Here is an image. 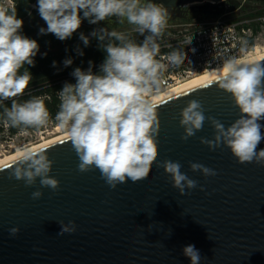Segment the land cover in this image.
<instances>
[{
    "label": "water",
    "instance_id": "obj_1",
    "mask_svg": "<svg viewBox=\"0 0 264 264\" xmlns=\"http://www.w3.org/2000/svg\"><path fill=\"white\" fill-rule=\"evenodd\" d=\"M218 1L152 0L167 9ZM207 82L158 107V156L141 181L113 189L98 169L80 172L67 138L40 148L54 162L55 191L41 188L39 178L30 187L10 178L16 160L0 166V264H191L187 245L199 252L198 264H264V164L239 163L223 143L215 150L202 144V137L214 138L207 119L202 130L181 139L180 113L189 100L200 101L204 115L225 128L241 115L230 93L215 83L202 88ZM258 123L264 135V118ZM164 160L179 161L197 187L185 184L182 194L157 166ZM189 162L216 175L193 172ZM37 189L43 195L32 199ZM69 221L76 231L61 235V222ZM12 228L19 231L12 235Z\"/></svg>",
    "mask_w": 264,
    "mask_h": 264
},
{
    "label": "clouds",
    "instance_id": "obj_2",
    "mask_svg": "<svg viewBox=\"0 0 264 264\" xmlns=\"http://www.w3.org/2000/svg\"><path fill=\"white\" fill-rule=\"evenodd\" d=\"M38 12L47 25L39 30L40 34L51 33L61 41L70 38L81 27L83 19L96 24L116 17L120 22L126 20L133 26L132 31L140 35L149 33L142 43H137L125 32L94 30L91 35L101 42L100 46L106 52L100 72L94 74L91 67L87 71L75 68L72 75L76 82L65 83L57 93L60 104L55 115L57 127L66 132V138L79 158L80 172L90 171L93 167L98 169L113 189L129 180L135 183L145 179L158 156V107L180 97L169 96L160 104L149 99L160 92V78L166 67L161 59H157L160 55L157 40L167 25V8L152 0H38ZM22 27L23 20L17 18L16 9L0 4V104L5 100L12 101L11 106L3 110V118L10 126L22 130L39 129L51 118L44 100L33 96L20 103L16 99L25 93L32 80L27 69L22 74L20 70L25 65L35 66L33 58L39 51L36 40L21 34ZM80 39L88 46V37L81 33ZM165 58L170 64L179 65L185 54L172 51ZM71 64V59L64 61L66 67ZM214 83L231 94L240 117L225 128L219 120L204 115L200 101L189 100L180 113L179 123L184 128L181 139L187 140L202 130L207 119L214 128V138L202 137V144L215 150L223 143L239 163L264 164V149L257 151L264 140L262 125L258 123L264 118V65L228 58L216 69L215 79L202 88ZM53 163L43 149L22 151L10 166H14L10 178L23 180L29 187L39 178L41 188L55 191L60 182L49 175ZM157 166L163 168L182 194L185 184L189 189L197 187L198 182L181 171L179 161L164 160ZM189 167L193 172H202L205 177L216 175L213 169L201 163L189 162ZM42 195L39 189L31 193L32 199ZM18 231V228H12L10 234L15 235ZM75 231L73 221L61 222V235ZM184 254L191 264H198L200 256L194 245H187Z\"/></svg>",
    "mask_w": 264,
    "mask_h": 264
},
{
    "label": "built area",
    "instance_id": "obj_3",
    "mask_svg": "<svg viewBox=\"0 0 264 264\" xmlns=\"http://www.w3.org/2000/svg\"><path fill=\"white\" fill-rule=\"evenodd\" d=\"M0 4L10 9L16 7L15 0H0ZM33 7L36 5L33 4ZM243 8L249 7L243 3L234 10L236 13L240 12L241 17L238 19L219 18L200 25L186 23L165 27L157 40L160 45L157 59H161L166 65L160 78L159 93L223 65L228 58L239 61L257 50H264V14L243 17ZM172 51L185 54L181 64L172 65L167 61L165 57Z\"/></svg>",
    "mask_w": 264,
    "mask_h": 264
},
{
    "label": "rangeland",
    "instance_id": "obj_4",
    "mask_svg": "<svg viewBox=\"0 0 264 264\" xmlns=\"http://www.w3.org/2000/svg\"><path fill=\"white\" fill-rule=\"evenodd\" d=\"M144 2V0H142ZM246 3L248 9H242L243 17H257L264 14V0H221L215 3H200L187 5L176 10H170L167 17V25L175 24H204L205 22L215 21L221 18L238 19L241 17L240 12L234 10L241 4ZM259 8V9H258ZM253 13V14H252ZM83 17V12L80 13ZM35 22L31 25L30 21L23 22V27L20 30L22 35L38 42L39 51L37 55H42L70 47L71 45L80 44L83 41L80 39L81 33L84 36L93 38L91 33L100 29L111 30H132L133 26L127 21L120 22L118 18L111 17L105 21H100L96 24H90L87 19L82 20L81 27L66 40H59L53 34H40L41 28H47L46 23L42 18L32 19ZM166 25V26H167ZM264 53V50H262ZM59 132V133H58ZM64 133L57 127L56 123L48 124L42 130L36 132H21L17 136L9 138L6 134H0V159L5 155L11 154L17 148H27L44 140H49L59 134ZM66 133V132H65ZM4 136V137H3Z\"/></svg>",
    "mask_w": 264,
    "mask_h": 264
},
{
    "label": "trees",
    "instance_id": "obj_5",
    "mask_svg": "<svg viewBox=\"0 0 264 264\" xmlns=\"http://www.w3.org/2000/svg\"><path fill=\"white\" fill-rule=\"evenodd\" d=\"M15 2L17 18L22 19L23 22L31 20L30 23L32 25L35 22L32 19L41 18L38 12V0H15ZM33 4L36 5L35 8ZM170 10L176 9H167V11ZM115 31L129 34L130 38L137 43H142L144 38L149 34L145 32L143 35H140L132 30L115 29ZM100 43L96 37H93L89 38L88 46H85L82 42L62 50L36 55L33 58L35 66L25 65L20 70L22 74L27 69L32 76V80L25 93L16 98L18 102L22 103L33 96L41 97L50 112L51 118L48 124L56 123L55 115L59 110L60 104L57 93L63 88L65 83L74 84L76 82L75 77L72 75L75 68L79 67L81 70L87 71L91 67L94 74H99L100 66L106 57V52L103 51ZM81 52L83 55L80 54ZM66 59L72 60V64L67 67L64 65ZM90 61L92 62L91 65L89 64ZM53 62H55V66H53ZM11 102V100H5L3 104H0V134H6L9 138H12L21 132H36L43 129L44 126L39 129L30 127L26 130L10 126L3 118V110L5 107H10ZM6 124H8V127H5Z\"/></svg>",
    "mask_w": 264,
    "mask_h": 264
},
{
    "label": "bare ground",
    "instance_id": "obj_6",
    "mask_svg": "<svg viewBox=\"0 0 264 264\" xmlns=\"http://www.w3.org/2000/svg\"><path fill=\"white\" fill-rule=\"evenodd\" d=\"M261 60L262 61L264 60V53L261 50H257V52L247 55L246 57L239 60L238 62H240V63H254V62H259ZM221 67H222V65L218 66L217 68L210 69L205 73L197 74L193 78L188 80L187 82H185V83H183V84H181L175 88L168 89V90L163 91V92L158 93V94H154V95L150 96L149 99H151L153 102L156 103L160 100L168 98L169 96H174L176 94L183 93L193 86H196V85H199L201 83H204V82H207L209 80L214 79L215 74H216V69L221 68ZM66 137H67V134L64 132L62 134H59V136H56V137L51 138L49 140H44L40 143L34 144L33 146L31 145L25 149L17 148L15 152L8 154V155H5L4 157H2L0 159V166L5 165L7 163H10L14 160H17L22 151H25V150L35 151V150H38L40 148H43L44 146H46L48 144H52V143H55L59 140H62Z\"/></svg>",
    "mask_w": 264,
    "mask_h": 264
}]
</instances>
